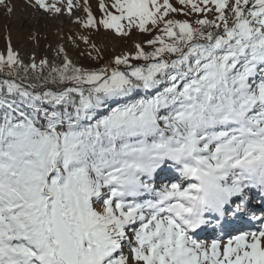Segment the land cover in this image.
I'll use <instances>...</instances> for the list:
<instances>
[{"label":"snow or ice","instance_id":"snow-or-ice-1","mask_svg":"<svg viewBox=\"0 0 264 264\" xmlns=\"http://www.w3.org/2000/svg\"><path fill=\"white\" fill-rule=\"evenodd\" d=\"M179 4L99 0L100 19L88 7L76 20L85 29L151 36L96 66L65 55L30 77L49 62L24 65L10 45L0 55V71L17 69L0 77V264H264V231L210 243L188 234L204 223L202 210L193 218L202 181L224 204L264 160V0ZM181 12L198 18H169ZM164 157L195 182L142 179Z\"/></svg>","mask_w":264,"mask_h":264},{"label":"rangeland","instance_id":"rangeland-1","mask_svg":"<svg viewBox=\"0 0 264 264\" xmlns=\"http://www.w3.org/2000/svg\"><path fill=\"white\" fill-rule=\"evenodd\" d=\"M48 2L51 3L53 0H48ZM55 2H57V6L62 9L59 14L42 10L36 5L35 0H3V3H0V55L6 56L7 49L10 45L18 54L19 60L22 61L24 65H29L33 61V58L37 64H39L41 60H47L49 62V64L42 69V72L30 69L28 72V76L30 77H35L37 75L47 76L51 67L62 65L65 55L78 66H96L97 63L102 64L105 60L115 55L124 52H133L136 43H141L143 45L147 39L151 38L150 35L141 33L139 29H133L125 36L117 35L114 30H107L102 26L99 27V29H85L82 24L77 23V18L81 20L86 19L88 7L91 8L97 19L102 17V12L98 6L99 0H87V4L86 0H73L74 8L71 15L68 14L66 9L67 0H55ZM105 2L111 4L112 0H105ZM170 2L177 8L183 7L179 4V0H170ZM9 8L11 11H9ZM169 18L181 20L189 19L191 22L195 21L198 17L196 14L185 16L184 13L181 12L170 14ZM208 18H212L211 13L208 14ZM149 27H151V25H149ZM85 36L88 37L87 42L83 39ZM93 45L96 46L95 49L92 47ZM61 49H63V51H61ZM16 72V68H9L6 66L0 71V77H6L9 74L15 76ZM19 75H24L23 68L19 69ZM182 167L183 165L180 162L172 160L169 157H164L156 170L151 174L150 179L148 174H145L142 179L148 180L155 189H160L166 185L170 186L173 183H181L186 187L189 183L195 181L182 175L180 171ZM246 183L247 181L242 182L241 191L233 195L236 208L241 207L243 201H240V198L235 200L234 196L238 194H240V196L244 194L245 196H251L260 193V190L254 193L244 190L243 188ZM150 198L151 196L147 193L138 197L140 200ZM97 206L99 207V205ZM231 210L232 212L230 213V217H228L229 219L234 218L233 214H237L236 209L231 208ZM206 212H209V210ZM240 214H242L243 217L247 215L245 207L241 209ZM249 220L238 219L240 223L245 224H249ZM263 220L264 219L258 222L260 224L258 225L260 226L259 228L252 230L253 227H245L244 230L238 233L264 231ZM258 223L256 222V225ZM134 227H138V224L127 229L129 239L133 240V243ZM247 228H251L250 231H247ZM204 231L206 232L205 229ZM204 231L200 229V232L203 234ZM233 233L234 232L231 231L229 238L223 239H231L235 236L231 235ZM238 233L235 232V234ZM214 236L215 234L206 239L194 238L192 236L191 238L197 241L210 243L220 238ZM122 250L125 254L130 255L131 260V249L128 240L124 241ZM131 264H135V262L131 261Z\"/></svg>","mask_w":264,"mask_h":264},{"label":"clouds","instance_id":"clouds-1","mask_svg":"<svg viewBox=\"0 0 264 264\" xmlns=\"http://www.w3.org/2000/svg\"><path fill=\"white\" fill-rule=\"evenodd\" d=\"M251 171L246 175L241 177L242 182H249L258 187H261V190L264 191V160L253 161L249 166ZM219 185V182H217ZM219 193V186L213 187L207 179L201 182V188L197 192L199 199L194 202V215L199 210H206L207 208H213L219 211L223 204H218L216 200V195ZM227 201V200H226ZM225 201V202H226Z\"/></svg>","mask_w":264,"mask_h":264},{"label":"bare ground","instance_id":"bare-ground-1","mask_svg":"<svg viewBox=\"0 0 264 264\" xmlns=\"http://www.w3.org/2000/svg\"><path fill=\"white\" fill-rule=\"evenodd\" d=\"M245 187L243 188L244 190H247V191H249L250 193H254L255 191L257 192V190H260L261 192V196H263L264 195V191H262L261 190V187H258V186H256V185H254V184H252V183H249V182H247L245 185H244ZM224 205H225V203L223 204V206H222V208L220 209V215H222L221 214V211H222V209H223V207H224ZM260 205L261 206H263L264 207V201L263 200H261V202H260ZM213 209V208H212ZM254 209H257V208H254ZM218 212V211H217ZM211 215V214H210ZM250 217V218H249ZM238 219H250V220H252V221H254L255 223L257 222H259V221H261L262 219H264V209H260V210H254L253 211V213H252V215L251 216H247V217H240V218H238ZM238 219H237V222H238V224H239V227H242V224H244V223H240L239 221H238ZM223 220L224 219H221L220 220V222L217 224L218 226H220L221 228H222V230L223 231H226L227 230V225L223 222ZM264 221V220H263ZM262 221V222H263ZM222 222H223V224H222ZM251 221H249V223H250ZM261 223V222H260ZM259 225V223L256 225V226H258ZM202 226H203V224H201V230H203L204 231V226H203V228H202ZM207 232V231H206ZM205 231H204V233H206ZM201 233V232H200ZM228 233V232H227ZM201 234H203V233H201ZM208 235H209V233H208ZM224 236H226V234L224 235ZM220 241H222V242H226L227 240H224V239H221Z\"/></svg>","mask_w":264,"mask_h":264}]
</instances>
